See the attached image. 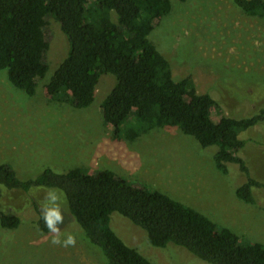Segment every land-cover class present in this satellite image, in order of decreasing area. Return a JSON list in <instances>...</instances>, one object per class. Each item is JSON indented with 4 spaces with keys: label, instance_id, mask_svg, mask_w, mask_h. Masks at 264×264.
Returning <instances> with one entry per match:
<instances>
[{
    "label": "rangeland",
    "instance_id": "obj_1",
    "mask_svg": "<svg viewBox=\"0 0 264 264\" xmlns=\"http://www.w3.org/2000/svg\"><path fill=\"white\" fill-rule=\"evenodd\" d=\"M170 2V14L149 40L168 58L173 76H190L199 94L221 104L224 116L240 119L264 108V17H248L229 0ZM45 36L49 69L33 97L13 87L0 71V164H9L21 181L35 179L46 168L55 173L108 170L163 193L250 243H264V122L238 135L245 142L239 156L262 185L252 191L254 204L246 205L235 196L245 176L234 164L226 165L225 175L220 173L213 162L216 147L203 149L176 128L153 130L133 143L113 140L100 115L114 85L110 74L100 76L88 108L47 100L43 85L65 58L67 42L52 21ZM49 190L33 188L24 194L0 187V211L21 221L15 230L0 226V264H103L97 249L78 232L63 196L61 239L71 234L75 245H54L51 233L36 229L39 213L30 199L41 208ZM110 225L152 264H208L173 244L152 247L143 230L116 213Z\"/></svg>",
    "mask_w": 264,
    "mask_h": 264
},
{
    "label": "trees",
    "instance_id": "obj_2",
    "mask_svg": "<svg viewBox=\"0 0 264 264\" xmlns=\"http://www.w3.org/2000/svg\"><path fill=\"white\" fill-rule=\"evenodd\" d=\"M229 1L248 17H264V0ZM171 10L170 0H0V71L13 87L33 97L49 69L45 31L55 22L67 54L43 85L47 100L88 108L100 76L110 74L114 85L100 115L113 140L133 143L153 130L176 128L203 149L216 147L213 162L220 173H227V164L238 166L245 180L235 196L253 205L252 191L262 185L239 156L245 142L238 135L264 122V108L240 119L224 116L221 104L199 94L190 76H173L168 58L149 40ZM0 187L24 194L33 188L59 189L78 232L103 264H152L112 230L114 213L143 230L154 248L173 244L208 264H264V243H250L163 193L108 170L55 173L46 168L35 179L21 181L3 163ZM30 202L39 213L36 229L49 234L42 209ZM20 222L0 211L2 228L15 230Z\"/></svg>",
    "mask_w": 264,
    "mask_h": 264
},
{
    "label": "clouds",
    "instance_id": "obj_3",
    "mask_svg": "<svg viewBox=\"0 0 264 264\" xmlns=\"http://www.w3.org/2000/svg\"><path fill=\"white\" fill-rule=\"evenodd\" d=\"M62 195L63 193L59 189H52L46 192L44 201L41 204L42 220L52 234V244L64 247L74 246L76 240L73 235L68 234L66 239H61L59 225L64 222V217L61 214L59 200Z\"/></svg>",
    "mask_w": 264,
    "mask_h": 264
}]
</instances>
